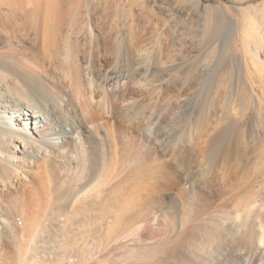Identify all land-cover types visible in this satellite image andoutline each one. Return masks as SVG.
Masks as SVG:
<instances>
[{
  "label": "bare ground",
  "instance_id": "1",
  "mask_svg": "<svg viewBox=\"0 0 264 264\" xmlns=\"http://www.w3.org/2000/svg\"><path fill=\"white\" fill-rule=\"evenodd\" d=\"M49 6L45 24L52 30L56 6ZM52 44L45 45L40 60L31 62L0 54V264H32L36 259L51 264H87L97 249L85 232L93 211L113 213L114 221L126 229L134 226L140 242L133 248L135 254L143 248L161 247L159 259L143 264H264V199L258 200L253 188L245 186L237 200L228 208L225 205L252 165L258 161L264 165V147H217L226 135L256 134V125L264 123V96L254 92L256 81H252L246 59L230 56L227 66L221 59L215 62V68L222 70V82L238 80L235 87L226 86L230 90L224 88L226 83L222 85L214 68L206 74L207 79L204 77L202 92L199 87L203 106L199 110L216 117L201 128L204 133L218 132L203 141L209 147H166L159 156L137 147L131 182L124 179L104 199V147L94 123L102 118H96L85 99L91 88L87 89L79 71L66 64ZM255 61L256 75L264 64ZM251 112L263 122L247 123ZM143 121L133 120L132 129L148 130ZM26 183L32 188L23 192ZM120 190L128 193L126 198H118L123 193L117 196ZM171 195L174 207L165 202ZM47 215L59 229L58 239L53 244H34L44 225L41 219ZM74 225L81 229L78 244L75 233L68 231ZM144 233L153 247L141 245ZM108 249L104 247V253L113 251ZM122 256L125 260L129 255Z\"/></svg>",
  "mask_w": 264,
  "mask_h": 264
},
{
  "label": "rangeland",
  "instance_id": "2",
  "mask_svg": "<svg viewBox=\"0 0 264 264\" xmlns=\"http://www.w3.org/2000/svg\"><path fill=\"white\" fill-rule=\"evenodd\" d=\"M51 3L56 6V22L52 30L45 24ZM49 41H53L52 48L59 57H65L66 64L79 71L80 80L87 83V89L88 86L91 88L92 92L84 94L85 99L96 118H102L94 123L104 147V199L112 187L125 180L131 182L137 147L158 156L166 147L169 150L172 147H209L203 141L212 139L218 132L204 133L201 128L216 117L211 113L209 116L203 114L199 100L207 79L205 76L213 68L217 71L214 65L218 59L226 66L232 56L246 59V64L251 67L252 81H256L254 92L261 95L259 97L264 96V69L258 71L260 75H255V60L264 64V0H0V54H11L30 62L40 60L39 56L45 53L42 51ZM219 69L217 76L222 82V70ZM110 77L114 79L108 83ZM226 80L223 81L225 86L222 82L226 90L231 89L226 86L233 84L235 87L238 83V80ZM135 119L148 123V130L132 129ZM246 119L252 125L262 120L260 117L258 120L253 112ZM260 125H256L259 131L256 134L226 135L217 147H264V123ZM263 166L256 162L239 180L228 196L230 199L225 202L227 208L241 196L245 186L253 188L258 200L264 199ZM31 186L26 183L21 191L27 192ZM125 191L118 198H126L128 193ZM167 197L165 202L174 207L173 196ZM93 212L96 213L89 216L85 232L89 243L97 249L87 264H103L105 260H110L106 264H120L122 255L127 254L128 258L123 260H133L132 264L159 259L160 246L134 253L133 248L140 243L134 226L126 229L122 223L117 224L113 213ZM41 220L44 225L36 233L34 244H53L52 241L58 239L59 229L51 225L48 215ZM249 223L255 229L252 218ZM74 226L68 231L75 233L74 242L78 244L81 229ZM141 237H145L141 245L153 247L148 234ZM104 247L113 251L104 253ZM124 249H128L127 254ZM33 262L51 264L42 259Z\"/></svg>",
  "mask_w": 264,
  "mask_h": 264
}]
</instances>
